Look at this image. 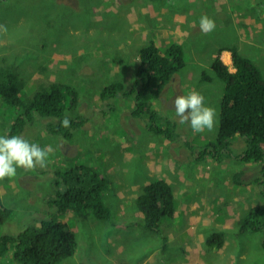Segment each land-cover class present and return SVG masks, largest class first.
Returning a JSON list of instances; mask_svg holds the SVG:
<instances>
[{"label": "rangeland", "instance_id": "374dc122", "mask_svg": "<svg viewBox=\"0 0 264 264\" xmlns=\"http://www.w3.org/2000/svg\"><path fill=\"white\" fill-rule=\"evenodd\" d=\"M198 1H194V4ZM203 3V11L192 13L194 15L189 17L184 16L193 8L189 0H0V25L7 28V32L0 28V67L12 63L17 66L25 79L22 96L27 99L51 82L72 84L78 92V98L81 101L89 98L90 104L84 102L79 111L76 109L77 104L74 110L67 111L68 115L88 114L90 129L93 128L96 118V109L92 105L94 100L97 101L98 89L114 80H122L130 86L139 64V51L142 46L148 44L151 39L162 48L173 41L181 42L186 51V64L180 72L182 85L186 89L202 93L205 104L215 108L218 113V123L212 131L194 133L189 123L178 125L179 133L187 132L189 140L199 145L201 150L207 144L216 143L220 124L225 83L212 67L215 58L213 52L217 46L239 47L264 74V0H203ZM217 10L218 13H211ZM203 15L212 18L216 25L215 29L207 34L202 32L200 27L192 31L190 26L192 20H196V24L200 25L198 21ZM258 19L259 23L256 25L255 21ZM222 22L224 25L220 24ZM217 56H220V53ZM119 61L121 62L118 63ZM227 65L234 70L231 63ZM111 66H117L118 71L115 72ZM204 75H209L210 79H206ZM172 94L170 89L164 97ZM135 98L130 100L137 102ZM155 99L150 100L154 102ZM157 106H161V103ZM109 109L107 107L103 110V118L106 121L104 130H107L109 119L115 115ZM117 110L121 109L118 107ZM20 111L21 109L14 108L0 99V136H7L12 116ZM40 118L34 125H26L21 137L41 148L50 146L52 151L47 157L46 167L17 168L14 177L0 180V197L13 210L12 218L2 227L0 234L20 231L39 215L43 216L49 212L55 215L56 211L45 203L50 194L53 175L51 173L55 168L65 170L76 164L97 166V157L107 151L104 140L92 136L90 131L76 132L71 140L75 146L68 148L61 140L62 136L50 134L46 129L44 132L42 130L45 126L43 119L47 122L55 118ZM116 130L111 129V132L116 134ZM244 145L242 138H233L232 149L228 152L232 150L237 154H223L224 150L218 146V150L212 151L217 155H210L206 157L209 162L205 160L201 163L206 176L200 179L199 183L204 186L199 191L193 189L192 192L198 200L199 193L209 195V200L206 198L207 208H220L222 213H227L230 208L228 197L233 188L240 193L249 191V196L255 194L252 188L258 184L262 166L253 160L241 158L240 152ZM247 164L254 168V173L249 178H244L243 169ZM26 171L34 173V177L29 178ZM210 176L214 177L213 187L208 186ZM217 183L219 185H216ZM186 185L188 184L181 183L180 189ZM181 195L182 193L179 194L176 205L179 206V213L182 212L183 215L187 212L182 210ZM252 200L251 204L255 206L257 197ZM245 213L244 211L243 214ZM225 219L227 221V218H222L223 222L220 220V224L225 223ZM209 229L205 227L204 231L208 232ZM236 229V236L241 238L242 235ZM232 232H228L231 238ZM80 235L84 236L82 233L79 237ZM90 236L91 232L84 236L88 245H91ZM101 240L104 241L98 233L97 245L101 244ZM260 241L262 243L264 238L261 233H256L250 238L249 245L262 252L264 244L258 245ZM137 242L132 244L137 246ZM7 253L3 259L0 257V264L15 263L13 254L11 256L10 251ZM139 253L144 254L143 249H140Z\"/></svg>", "mask_w": 264, "mask_h": 264}, {"label": "trees", "instance_id": "16d2710c", "mask_svg": "<svg viewBox=\"0 0 264 264\" xmlns=\"http://www.w3.org/2000/svg\"><path fill=\"white\" fill-rule=\"evenodd\" d=\"M232 53L233 67L220 56L213 59L212 67L224 83L221 100V115L216 143L207 144L198 151V158L205 159L213 155V149H223V154H237L232 149V139L240 137L245 145L241 158L261 164V177L258 186L263 202L253 206L240 219L241 229L264 230V74L262 69L237 46L228 47ZM186 51L180 42L173 41L162 48L154 39L140 48L139 64L134 79L127 86L122 80L103 86L100 97L105 100L118 95L135 96L137 102L132 115L148 122L156 133L173 139L180 135L176 119L163 114L153 106L150 98L158 97L173 76L186 64ZM210 79L209 75H204ZM23 78L17 66L12 63L0 67V99L21 111L12 116L7 128V136H22L26 125H34L37 119L44 120L45 129L66 140L86 124V115L70 116L67 111L74 110L78 104V92L72 84L51 82L37 90L27 99L22 96L25 88ZM107 108L104 107V109ZM67 117L70 127L62 126ZM41 119V118H40ZM189 144V143H188ZM214 158V157H213ZM221 159V158H216ZM102 174V173H101ZM94 166L76 164L65 170H56L51 184L50 194L45 203L56 214L39 215L31 223L17 232L0 234V257L12 250L13 259L27 264H56L72 256L77 249L76 233L71 224L63 217L74 211L80 219L90 215L98 218H111V208L103 198V192L109 185ZM144 215V227L159 233L162 220L176 213L175 191L165 178H157L148 183L136 200ZM13 210L0 197V231L12 218ZM207 244L222 246L225 233L218 230L211 233ZM264 244V241H263Z\"/></svg>", "mask_w": 264, "mask_h": 264}, {"label": "crops", "instance_id": "0c3cea01", "mask_svg": "<svg viewBox=\"0 0 264 264\" xmlns=\"http://www.w3.org/2000/svg\"><path fill=\"white\" fill-rule=\"evenodd\" d=\"M189 1L193 8L188 14L185 9H182L186 12H184V16L192 17L196 12L203 11V0H199L197 4H194V1L197 0ZM211 13H218V10ZM196 22V20L191 21L192 31L200 27ZM258 23L259 19L255 21L256 25ZM220 24L224 25V22ZM253 44L255 43L253 42ZM228 47L230 45L217 46L213 55L216 57L220 53V57L226 64H232V53ZM238 49L240 50L239 47ZM219 50L221 51L219 52ZM112 67L116 70L115 72L118 71L117 66ZM183 68L173 76L161 94L152 102L153 106L156 105L155 107L163 114L176 119L178 125L180 124L179 117L175 114L173 101L177 96L187 95L191 91L182 85L180 72ZM102 88L103 86L98 89L97 101L94 100L92 105L96 109L93 128L89 129L90 118L88 114L83 113L82 115L87 117L86 124L77 132L90 131L92 136L98 137L100 140L103 139L106 143L107 151L97 157L98 164L94 167L100 174L102 173L103 177L105 175L109 179V185L103 192V198L111 208V218L105 219L90 215L85 219H80L74 211L64 216L63 218L73 227L78 244L72 256L56 264H264L262 261L264 250L258 252L259 250L249 245L250 238L256 233H261L264 238V230L240 228L241 217L254 206L251 204L253 197H257V204L263 202V195L258 184L252 188L255 192L252 196H249V191L240 193L233 188L228 197L230 208L227 209V213H222L220 208H217L219 210L207 208L206 198L209 200V195L204 192L199 193L200 199L198 200L192 192L193 189L199 191L201 187L203 188L204 185H201L199 181L206 176L205 168L201 166L206 158L197 157L200 146L189 140L185 131L173 139L156 133L150 128L148 122L132 115V109L136 102L135 100L131 101L130 98L135 96L118 95L103 100L100 97ZM170 89L173 94L164 97V94ZM84 102H87L88 105L90 99L81 101L79 98L76 108L78 111ZM160 103L161 106L158 107L157 104ZM106 106L115 115L109 119L107 130H104L106 121L103 118V110ZM118 107L121 110H117ZM111 129H117L116 134H113ZM42 130L44 132L45 126ZM61 140L67 144L68 148L75 146L72 139L66 140L63 137ZM189 160L192 162L190 163ZM57 169L59 167L51 173L53 174L52 183ZM200 169L201 171H199ZM243 171L245 175L242 176L249 178L253 175L254 168L247 164ZM26 174L29 178L34 177V173L31 171H26ZM157 178H165L172 184L176 203L179 194L182 193V210L187 212L184 213L186 215L184 216L182 212L179 213V206L176 207L173 217L162 220L159 233L151 231L141 224L144 215L136 202L144 187ZM181 183L188 185L180 189ZM257 183L259 182L257 181ZM214 185V177L210 176L208 186L213 187ZM218 198L220 202L221 197ZM244 211L245 214H243ZM222 218H227V221L225 219V223L220 224L219 221ZM216 222L218 223L215 225ZM205 227L210 228V231L205 232ZM235 228L242 235L241 238L236 236ZM218 230H223L225 233L224 244L222 246L207 244V237ZM232 230L234 231L232 232ZM90 232L91 245H88V240L84 236ZM228 232L233 233V238L229 236ZM80 233L84 236L80 235L79 237ZM98 233L104 239V241L101 240L100 245H97ZM135 241H138L137 246L132 244ZM261 241L258 242V245L263 244ZM140 249H143L144 254L139 253ZM10 252L12 256V250ZM5 255L2 256V259ZM14 264L27 263L15 260Z\"/></svg>", "mask_w": 264, "mask_h": 264}, {"label": "clouds", "instance_id": "9594fccd", "mask_svg": "<svg viewBox=\"0 0 264 264\" xmlns=\"http://www.w3.org/2000/svg\"><path fill=\"white\" fill-rule=\"evenodd\" d=\"M215 21L207 15L200 18V29L205 34L215 29ZM4 32L7 28L0 25ZM175 114L181 124L189 123L194 133L212 131L218 123L217 110L205 104V97L198 91H190L187 95L177 96L174 101ZM65 128L70 127V120L65 117L61 121ZM51 147L41 148L36 143H30L19 135L0 136V180L12 178L17 168H44Z\"/></svg>", "mask_w": 264, "mask_h": 264}, {"label": "bare ground", "instance_id": "6f19581e", "mask_svg": "<svg viewBox=\"0 0 264 264\" xmlns=\"http://www.w3.org/2000/svg\"><path fill=\"white\" fill-rule=\"evenodd\" d=\"M225 59H227V58H225ZM229 59V58H228ZM203 226V225H202ZM201 227V226H200Z\"/></svg>", "mask_w": 264, "mask_h": 264}, {"label": "flooded vegetation", "instance_id": "af4514ba", "mask_svg": "<svg viewBox=\"0 0 264 264\" xmlns=\"http://www.w3.org/2000/svg\"><path fill=\"white\" fill-rule=\"evenodd\" d=\"M232 65H233V60H232Z\"/></svg>", "mask_w": 264, "mask_h": 264}]
</instances>
